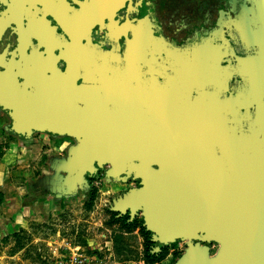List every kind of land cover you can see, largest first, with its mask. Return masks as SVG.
<instances>
[{"label": "crops", "instance_id": "1", "mask_svg": "<svg viewBox=\"0 0 264 264\" xmlns=\"http://www.w3.org/2000/svg\"><path fill=\"white\" fill-rule=\"evenodd\" d=\"M118 1L0 0V222L22 224L33 213L20 207L28 180L17 174H47L57 190L43 201L32 195L34 203L69 208L86 204V177L98 164L94 185L104 205L114 200L119 218L139 217L148 229L162 173L133 155L172 165L164 203L188 189L212 129L107 87L72 43L75 32ZM78 45L110 83L133 86L219 127L199 185L165 216V229L264 208V0H129ZM113 225L115 238L128 245L141 234L139 227L128 232ZM208 239L212 252L194 264H264V222L216 229ZM156 264L179 263L172 251Z\"/></svg>", "mask_w": 264, "mask_h": 264}, {"label": "rangeland", "instance_id": "2", "mask_svg": "<svg viewBox=\"0 0 264 264\" xmlns=\"http://www.w3.org/2000/svg\"><path fill=\"white\" fill-rule=\"evenodd\" d=\"M29 164L31 168L35 166L32 162ZM99 167L95 164L93 173L86 177L87 183L90 184L86 204L69 208L54 204L45 205L44 202L34 203L33 196L40 197L43 201L49 199L50 193L57 190L55 185L54 189L50 187L47 174L28 173L23 178L22 175H14L16 180H28V186L22 189L25 202L20 207H25L27 213L31 209L33 213L31 212V216L25 218L26 221L22 224L14 219L0 222L3 234L6 233L0 242V264H56L71 245L80 246L89 253L96 248H102L104 254L115 253L112 260L118 264H151L149 258L152 254L161 256L166 251L169 255L174 251L179 264L203 263L207 260L212 252L209 249L208 233L175 241H163L153 234L151 240L156 243L153 247L141 234L129 237L130 247L125 238L120 235L115 238L117 232L108 213L116 212V203L111 200L105 206L96 183L94 185V181H98L100 177ZM37 181L44 183L45 188H32L31 184L34 185ZM108 229L112 232L111 236ZM111 238L114 239L113 242ZM173 261L175 262L174 259Z\"/></svg>", "mask_w": 264, "mask_h": 264}, {"label": "water", "instance_id": "3", "mask_svg": "<svg viewBox=\"0 0 264 264\" xmlns=\"http://www.w3.org/2000/svg\"><path fill=\"white\" fill-rule=\"evenodd\" d=\"M128 0H119L114 4L110 9L96 17L93 21H91L89 24L84 26L80 31L75 33L72 36V42L77 49V51L84 57L86 58L92 65L96 75L99 77L101 82L106 85L107 87L111 89H123L126 90L127 92L133 94L134 96L149 102L151 104H155L158 106L165 107L175 113H178L188 119H191L195 122H198L200 124L206 125L212 129L213 135L212 138L207 145L206 149L204 150L199 163L196 167V170L194 171L190 185L188 189L184 192L182 196L179 198L168 202L164 203L163 202V191L169 184L170 180L173 177V168L170 162L164 161L160 158H150V157H145L142 156L141 154L137 153L133 155L134 157L144 160L148 163L151 164H157L160 166L162 176L158 180H156L155 185H154V202H153V214L152 217L149 221V229L150 231L156 236L161 238L163 241H175L187 237H195L200 234L208 233L216 229L228 227V226H234L238 224H244V223H252V222H264V208H255V209H244V210H237V211H232V212H227L223 214H219L217 216L211 217L204 219L196 224H193L191 226L179 229V230H167L163 226V220L165 216L174 208L180 206L183 204L189 196L195 191L197 186L199 185V182L202 177V173L204 171L205 165L207 163V160L212 152V149L217 142L220 134V130L216 122H214L212 119L206 117V116H200L196 115L194 113H191L187 110H184L178 106H175L171 103L165 102L163 100L153 98L150 96L145 95L138 89L134 88L133 86L130 85H125V84H112L110 83L106 77L104 76L102 70L100 69L99 65L97 62L84 50L79 47L76 43V41L93 31L95 28H97L101 23H103L108 17H111L115 13H117L119 10H121L125 4L127 3ZM39 108L48 113V114H55L57 116H62L61 113H54L52 111L45 110L39 106ZM65 118L68 120H71L67 115H63ZM86 125H84L85 127ZM81 128H84L82 126H79ZM85 130H88L90 132H93L97 135L104 136L103 132L97 128L93 127H87L84 128ZM107 140L111 141L116 146V142L113 140H110L107 138ZM122 149L129 151L128 148L119 145Z\"/></svg>", "mask_w": 264, "mask_h": 264}, {"label": "built area", "instance_id": "4", "mask_svg": "<svg viewBox=\"0 0 264 264\" xmlns=\"http://www.w3.org/2000/svg\"><path fill=\"white\" fill-rule=\"evenodd\" d=\"M102 248L89 253L80 246H69L67 252L56 264H117L113 261V253L104 254Z\"/></svg>", "mask_w": 264, "mask_h": 264}, {"label": "trees", "instance_id": "5", "mask_svg": "<svg viewBox=\"0 0 264 264\" xmlns=\"http://www.w3.org/2000/svg\"><path fill=\"white\" fill-rule=\"evenodd\" d=\"M112 213H113V218H112L113 223H120L121 227L128 232H131L139 227L141 235H143L144 239H146V242H148L149 245H151L152 247L156 246V243L151 240L153 233L146 226L142 224L143 220L139 219V217L136 216L132 217L129 214L119 218L118 213L116 212H112ZM168 255H169L168 251L164 252L161 256H154V254H152L149 258L150 259L149 263L156 264L160 261H163Z\"/></svg>", "mask_w": 264, "mask_h": 264}, {"label": "flooded vegetation", "instance_id": "6", "mask_svg": "<svg viewBox=\"0 0 264 264\" xmlns=\"http://www.w3.org/2000/svg\"><path fill=\"white\" fill-rule=\"evenodd\" d=\"M128 1H129V0H128ZM128 1H127V2H128ZM115 4H116V3H115ZM126 4H127V3H126ZM126 4H125V5H126ZM111 7H112V6H111ZM111 7H110V8H111ZM110 8H109V9H110ZM8 9H12V4L8 7ZM107 10H108V9H107ZM107 10H106V11H107ZM119 11H120V10H119ZM119 11H118V12H119ZM104 12H105V11H104ZM104 12H102V13H104ZM102 13H101V14H102ZM101 14H99V15H101ZM115 14H116V13H115ZM99 15H98V16H99ZM98 16H97V17H98ZM112 16H113V15H112ZM108 18H109V17H108ZM108 18H107V19H108ZM94 19H95V18H94ZM94 19H93V20H94ZM107 19H106V20H107ZM93 20H91V21H93ZM91 21H90V22H91ZM90 22H89V23H90ZM89 23H87V24H89ZM87 24H86V25H87ZM101 24H102V23H101ZM101 24H100V25H101ZM86 25H85V26H86ZM83 27H84V26H83ZM83 27H82V28H83ZM82 28H81V29H82ZM81 29H80V30H81ZM95 29H96V28H95ZM95 29H94V30H95ZM80 30H79V31H80ZM77 32H78V31H77ZM77 32H75V33H77ZM91 32H92V31H91ZM75 33H74V34H75ZM74 34H73V35H74ZM88 34H89V33H88ZM73 35H72V36H73ZM85 36H86V35H85ZM83 37H84V36H83ZM83 37H81V38H83ZM81 38H79V39L76 41L77 45H78V41H79ZM71 40H72V37H71ZM72 43H73V42H72ZM73 45H74V44H73ZM78 46H79V45H78ZM79 47H81V46H79ZM81 48H82V47H81ZM76 50H77V49H76ZM83 50H84V49H83ZM84 52H85V51H84ZM86 53H87V52H86ZM79 54H80V53H79ZM87 54H88V53H87ZM80 55H81V54H80ZM81 56H82V55H81ZM82 57H83V56H82ZM154 105H155V104H154ZM157 106H158V105H157ZM175 106H176V105H175ZM161 107H162V106H161ZM163 108H165V107H163ZM166 109H167V108H166ZM182 109H183V108H182ZM168 110H169V109H168ZM170 111H171V110H170ZM172 112H173V111H172ZM174 113H175V112H174ZM177 114H178V113H177ZM179 115H180V114H179Z\"/></svg>", "mask_w": 264, "mask_h": 264}]
</instances>
